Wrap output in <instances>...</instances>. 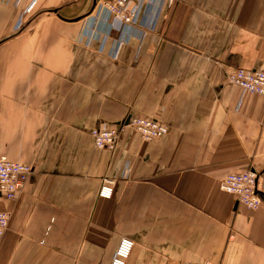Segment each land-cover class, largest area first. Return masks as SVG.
<instances>
[{
	"label": "crops",
	"instance_id": "1",
	"mask_svg": "<svg viewBox=\"0 0 264 264\" xmlns=\"http://www.w3.org/2000/svg\"><path fill=\"white\" fill-rule=\"evenodd\" d=\"M169 1L118 27L96 0H0V152L33 168L0 264H110L122 239L127 264H264V96L227 82L264 70V0ZM130 115L170 132L95 146ZM246 171L256 209L219 187Z\"/></svg>",
	"mask_w": 264,
	"mask_h": 264
},
{
	"label": "built area",
	"instance_id": "2",
	"mask_svg": "<svg viewBox=\"0 0 264 264\" xmlns=\"http://www.w3.org/2000/svg\"><path fill=\"white\" fill-rule=\"evenodd\" d=\"M104 7L118 27L136 25L140 18V8L133 6L131 0H96ZM172 0L169 1L171 5ZM125 41L119 39L112 57L118 59ZM227 82L241 88L245 92L264 96V70L237 69L227 76ZM131 127L145 141H153L167 136L169 127L163 122L139 116L130 115L118 124L109 128H95L91 132L94 144L99 149L113 151L119 144L122 132ZM33 168L29 165L10 160L0 152V239L9 226V213L3 211V201H15L28 183ZM115 180L105 178L99 190L101 198L110 199L115 193ZM223 192L234 195L239 204L249 209H256L261 204L257 192V176L252 171L232 173L225 176L219 183ZM135 242L122 239L110 264H127ZM181 264H212L209 262H184Z\"/></svg>",
	"mask_w": 264,
	"mask_h": 264
}]
</instances>
